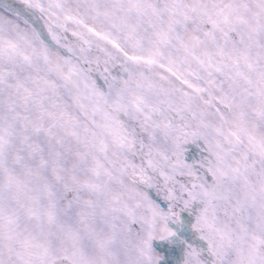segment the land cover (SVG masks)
Listing matches in <instances>:
<instances>
[{"label": "snow or ice", "instance_id": "snow-or-ice-1", "mask_svg": "<svg viewBox=\"0 0 264 264\" xmlns=\"http://www.w3.org/2000/svg\"><path fill=\"white\" fill-rule=\"evenodd\" d=\"M0 264H264V0H0Z\"/></svg>", "mask_w": 264, "mask_h": 264}]
</instances>
